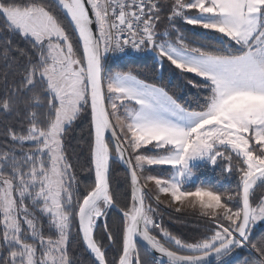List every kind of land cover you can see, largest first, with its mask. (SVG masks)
<instances>
[{
	"label": "snow or ice",
	"instance_id": "6c2138e0",
	"mask_svg": "<svg viewBox=\"0 0 264 264\" xmlns=\"http://www.w3.org/2000/svg\"><path fill=\"white\" fill-rule=\"evenodd\" d=\"M126 50L158 79L108 74ZM0 61V264H76L73 240L91 264H264V0H0ZM85 119L80 163L65 142ZM201 168L235 188L197 184ZM148 184L198 238L164 226Z\"/></svg>",
	"mask_w": 264,
	"mask_h": 264
},
{
	"label": "trees",
	"instance_id": "16d2710c",
	"mask_svg": "<svg viewBox=\"0 0 264 264\" xmlns=\"http://www.w3.org/2000/svg\"><path fill=\"white\" fill-rule=\"evenodd\" d=\"M47 3H51L50 0H46ZM178 26H184L190 28L192 26L183 25V21L178 23ZM163 30V26L162 29ZM152 59L150 55L144 54L143 56H129L123 58H117L112 61L107 62L106 67L109 69L108 74H112L116 71H127L129 69H133L142 77H145L149 80L158 79L157 73L152 71ZM6 71L5 65L3 61H0V84L3 81V75ZM191 75V74H189ZM11 80V77H9ZM199 79V78H195ZM171 82V83H169ZM163 83L169 87L170 91H175L177 94H181V86H183V92L186 94H193L195 89L191 87V85H186L182 81H177L174 76L171 74H166ZM87 120H82L77 122V126L68 133L66 138V146L68 149V154L73 157L75 161L76 157H80V163L84 162V157L87 155ZM154 175H166V173H152ZM78 175L83 177L85 174L80 173L78 169ZM112 181L113 188L117 192V199L123 202V196L126 192L130 191L129 184L126 183V173L119 166H114L112 171ZM200 182L210 183L216 185L222 191L228 188H235V181L228 180L219 174V169L216 172H212L211 170H205L203 168L200 169L198 173V178L196 183ZM83 190V189H82ZM151 193V192H150ZM259 195V191L257 193ZM153 202V201H152ZM154 204H157L153 202ZM160 209V217H162V222L165 227L174 232L175 234L181 235L182 237L188 239L190 242L193 238H198L199 233L202 229L198 226L199 219L196 215L192 214H184V213H175L173 208L167 206L166 204L160 203L158 204ZM158 217V218H160ZM175 217L180 218L179 223L173 222ZM109 227L112 228L113 232L116 231L115 224V216H110L109 218ZM102 230V225H101ZM261 231H257L256 234L259 236ZM70 254L73 255L76 264H91V260L89 256L81 249L80 245H78L75 240L72 241L69 247ZM117 252V246L113 245L108 249V259L112 261L114 255ZM239 259L236 264H241V262L245 259V254L242 252H238Z\"/></svg>",
	"mask_w": 264,
	"mask_h": 264
},
{
	"label": "built area",
	"instance_id": "2783aa9c",
	"mask_svg": "<svg viewBox=\"0 0 264 264\" xmlns=\"http://www.w3.org/2000/svg\"><path fill=\"white\" fill-rule=\"evenodd\" d=\"M144 54H137L131 50H126L122 53H118V54H114V55H110L109 57L106 58L107 62L109 61H112L114 59H117V58H123V57H129V56H143ZM145 191H147L146 189H144ZM255 231H261V229L259 227H257L255 229ZM238 252H242L245 254V257H246V252H243L241 250H236L232 256L230 258H225V259H232V260H235L236 262L238 261L239 259V255H238ZM214 264H223V261H220V262H215Z\"/></svg>",
	"mask_w": 264,
	"mask_h": 264
},
{
	"label": "rangeland",
	"instance_id": "374dc122",
	"mask_svg": "<svg viewBox=\"0 0 264 264\" xmlns=\"http://www.w3.org/2000/svg\"><path fill=\"white\" fill-rule=\"evenodd\" d=\"M142 182H143V180H142ZM145 189L147 190L146 192L155 193V194H158L160 196V201L158 202V204L163 203V204H166L167 206H169L171 197L168 196L167 194L156 192L154 184H148ZM152 201L157 203V201L155 200V195L152 196ZM186 205H187V202H185V205H184L185 208H186ZM173 207H171V208H173Z\"/></svg>",
	"mask_w": 264,
	"mask_h": 264
},
{
	"label": "water",
	"instance_id": "95a60500",
	"mask_svg": "<svg viewBox=\"0 0 264 264\" xmlns=\"http://www.w3.org/2000/svg\"><path fill=\"white\" fill-rule=\"evenodd\" d=\"M51 1V0H50ZM121 169H123L124 170V172L126 173V169L124 168V166L123 165H118ZM87 254V253H86ZM88 255V254H87ZM89 256V255H88ZM90 258V257H89ZM216 261L215 260H213V264L215 263Z\"/></svg>",
	"mask_w": 264,
	"mask_h": 264
}]
</instances>
